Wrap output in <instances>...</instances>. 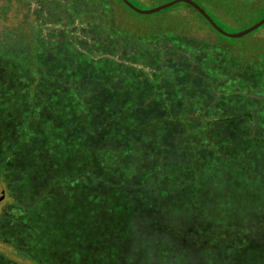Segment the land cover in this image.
<instances>
[{"label":"rangeland","instance_id":"obj_1","mask_svg":"<svg viewBox=\"0 0 264 264\" xmlns=\"http://www.w3.org/2000/svg\"><path fill=\"white\" fill-rule=\"evenodd\" d=\"M5 2L0 113L19 127L0 126V169L22 185L12 202L38 204L7 208L0 183V213L14 214L12 243L32 254L23 264H81L96 245L88 263L264 264L254 250L238 259L257 240L244 230L264 229L263 45L214 34L220 47L194 12L178 35L156 28L159 12H116L110 0ZM234 14L227 32L256 18Z\"/></svg>","mask_w":264,"mask_h":264},{"label":"trees","instance_id":"obj_2","mask_svg":"<svg viewBox=\"0 0 264 264\" xmlns=\"http://www.w3.org/2000/svg\"><path fill=\"white\" fill-rule=\"evenodd\" d=\"M5 1L6 0H0V9H1V7L7 5V3ZM129 1L133 5H135L136 7L140 8L137 5V3L139 2L138 0H134L135 2L132 0H129ZM169 1H171V0H158L154 3L152 2L154 4V6H152V7H156V6H159L161 4H165ZM194 1L196 3H198L202 8H204L205 11L211 16V18L217 23V25L220 26L223 30H225V29L222 27L221 24L229 26V23L227 22L228 17L235 15L234 13L236 11H247V12H250V13H253L256 15L254 22H251L247 26L241 27V30L252 26L256 22H258L259 20L264 18V8H263L264 7V0H201V2H199L197 0H194ZM110 6H111V10L116 11V12H118L120 10V8H122L121 6H123L128 11H130L134 14H137L136 12L131 10L127 5H125L122 0H110ZM184 9L188 10L186 15L179 13V12H175V10H184ZM21 11L22 10H17V12L19 14L21 13ZM167 12H169V13H167ZM192 12L196 13L201 18L204 26L206 27V29H208V36L213 35L210 37L214 38L216 40V44L219 43L218 46L227 47L222 41H220L218 38H216L215 37L216 35L214 36V34H217V35L222 36V37H225V36L218 33L200 13H198L195 9H193L191 6H189L185 3L176 4L170 8H167V9L162 10L159 13H157V14L161 15V19H160L161 21H160V23L157 24L158 27H156V28H158V30H165L168 34L181 35L178 33L181 29L179 26L181 25V23L185 17L186 18L188 17L187 19H190V17L193 14ZM137 15H139V14H137ZM139 16H142V15H139ZM236 17H237V20H239V21L244 20V18H242L243 16H241L239 14H236ZM2 19H4L3 15H2V17L0 16V21ZM185 23H186V20H185ZM124 27H126V26H124ZM127 27H129V26L127 25ZM263 29H264V25L247 36V37L252 36L251 39H252L253 45H255V46L263 45V47H264V36H255L257 33L261 32ZM160 33H163V32H160ZM230 40H232V39L230 38ZM208 44L215 45V43L210 42V41H207L206 45H208ZM257 52H260V50L258 49ZM11 85H13V84H9V83L5 82L2 84L3 88L1 90V92L6 93L9 96V98H12L11 89H10ZM56 94H57V90L52 88V87H46V89H44V91H43V95L48 97V98H52ZM41 119H42L41 124H44V126L47 127L48 124L46 123V116H45L44 112L41 113ZM18 121L19 120L15 114L14 115L10 114L9 116H7L5 114L0 113V126H1V128H7V131L9 133L14 132L15 129L17 131V128L19 127ZM4 142H7V141L3 140L2 144L0 145V148H5L9 145V144L6 145ZM40 153H41V151L39 149L33 147L25 155V157H26L25 159L28 160L29 158H33L35 155L40 154ZM35 157H37V156H35ZM11 173H12V171L7 169V168H1L0 169V183L6 188V191L8 193V197L10 199V202L7 203L5 206L7 208H12L15 211L17 209H20L18 211H21V210L25 211V210L33 208L36 204H38L34 200L27 201V203H25V204H22L19 202H12L11 196L13 194H16V193H21L23 191V189H22V185L20 183V180L17 179L16 177H12ZM17 189L19 191H17ZM46 195H49V194H46ZM46 195L44 194V197ZM5 198H6V196H5ZM13 215H14L13 213H12V216H9V214H7V213H5V214L0 213V244L7 246V248H9V249L5 248L4 251L0 250V254L2 255L3 260H4L3 264H20V263L23 264V259L24 258L26 259V256H28V255H30V256L32 255L24 247L25 242L23 244L21 241H19L17 244H15L18 246H15L14 243H12L13 240H12V236H11V231L14 229V224H12L10 226L9 222H14ZM20 221H21V219H20ZM242 223L243 222H240L238 224V228L241 227ZM98 227H100V226H98ZM214 227L216 228L218 226H214ZM125 232L128 235L127 236L128 238L132 234L131 230H127ZM244 232L246 233L245 234L246 237L257 238V240L251 239L253 241V247H246V248L241 249L240 255L238 256V259L240 261H243L244 260V258H243L244 253L249 251V250H254L259 254V259L264 260V256H263L264 254L262 255L258 251V250H261L262 248H264V229L261 231V234H257L256 232H250V231H248V229L244 230ZM98 235L102 238V236L104 235L103 228H102V230H100L98 228ZM105 236H104V238H105ZM104 238H102V239H104ZM187 241L189 242L191 240L189 239ZM218 242L221 244L228 243L229 238H226L225 240H223V238H222V240L218 241ZM96 244L97 243L95 242V245ZM94 250H96V251L98 250L97 245L93 249L91 246L84 248V253H86V255H84V257H82L81 264H87L88 263L87 261L89 259V255ZM9 251L12 252V254L15 253L16 258L21 259V260H19L20 263L13 260L8 255ZM203 252H205V250H203ZM126 258L128 259V257H126ZM88 264H106V261L104 259H100L99 257L95 256L94 261L89 262Z\"/></svg>","mask_w":264,"mask_h":264},{"label":"water","instance_id":"obj_3","mask_svg":"<svg viewBox=\"0 0 264 264\" xmlns=\"http://www.w3.org/2000/svg\"><path fill=\"white\" fill-rule=\"evenodd\" d=\"M122 1L131 10H133L134 12H136L138 14H142V15H151V14L160 12L162 10H165L167 8H170L176 4L185 3L189 6H191L193 9H195L198 13H200L218 33H220L221 35H223L227 38H231V39H238V38L244 37L246 35H249L264 25V18H262L261 20H259L258 22H256L255 24H253L252 26H250L246 29L231 33V32H227V31L223 30L220 26H218L217 23L211 18V16L205 11V9L202 8L194 0H171L165 4H161L159 6L151 7L148 9H140V8L136 7L135 5H133L129 0H122Z\"/></svg>","mask_w":264,"mask_h":264}]
</instances>
